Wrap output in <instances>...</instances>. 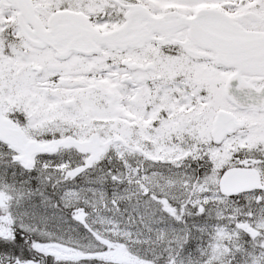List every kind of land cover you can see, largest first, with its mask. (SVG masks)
Returning <instances> with one entry per match:
<instances>
[{
	"label": "snow or ice",
	"instance_id": "1",
	"mask_svg": "<svg viewBox=\"0 0 264 264\" xmlns=\"http://www.w3.org/2000/svg\"><path fill=\"white\" fill-rule=\"evenodd\" d=\"M0 264H264V0H0Z\"/></svg>",
	"mask_w": 264,
	"mask_h": 264
}]
</instances>
